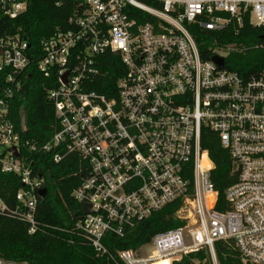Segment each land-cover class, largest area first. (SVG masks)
<instances>
[{"label": "built area", "instance_id": "obj_1", "mask_svg": "<svg viewBox=\"0 0 264 264\" xmlns=\"http://www.w3.org/2000/svg\"><path fill=\"white\" fill-rule=\"evenodd\" d=\"M26 5L0 0V17L14 18ZM244 20L264 25V0H80L37 50L19 33L0 36V170L22 185L9 213L34 232L38 190L47 178L32 168L30 155L57 163L74 154L83 175L72 197L89 207L86 214L80 207L75 228L96 254L113 259L103 243L107 234L123 237L172 207L180 225L118 250L120 264H173L199 250L218 264L217 242L235 250L242 264H264V67L230 68L227 56L243 50L235 42L212 55L221 66L212 56L203 59L191 34L196 25L217 32L235 25L237 33ZM107 53L119 58L113 83L101 72ZM33 63L57 78L47 94L57 129L43 144L24 145L11 102ZM203 129L215 133L236 173L222 193L211 181ZM22 145L28 155H21ZM0 264L28 263L0 258Z\"/></svg>", "mask_w": 264, "mask_h": 264}, {"label": "trees", "instance_id": "obj_2", "mask_svg": "<svg viewBox=\"0 0 264 264\" xmlns=\"http://www.w3.org/2000/svg\"><path fill=\"white\" fill-rule=\"evenodd\" d=\"M80 0H26V9L14 18L0 17V36L19 33L33 50H37L42 39L48 37L56 28L64 27L67 18L78 8ZM229 26L221 32L193 26L191 34L203 59H209L221 46L235 42L243 50L230 53L227 65L250 73L264 67V25L254 26L243 21L242 26ZM101 72L104 78L115 82L119 58L106 54ZM226 61V60H225ZM4 72H0L3 76ZM21 90L11 102L10 117L21 144H43L57 129L53 106L47 94L56 86L54 74L44 76L31 64ZM107 93L104 88L92 87ZM114 89L112 88V91ZM113 92H111L112 94ZM25 131H21V121ZM201 147L207 150L213 168L211 181L222 193L235 182L236 173L232 171V162L227 149L223 148L215 135L208 129L201 132ZM22 145L21 155H28ZM32 168L46 175V194L37 198L35 213L36 229L28 232L26 222L9 213L17 202L15 192L22 187L19 177L14 173L0 170V201L6 208L0 212V258L13 261H25L28 264H120L116 252L122 249H135L146 244L160 231L180 225L172 216V207H167L140 221L123 237L107 234L103 239L110 259L100 256L79 235L75 224L82 218L79 203L72 197L73 189L83 175L82 162L74 154L66 155L54 163L45 154H31ZM218 264H242L237 253L225 242L215 244ZM173 264H211L206 250L188 253Z\"/></svg>", "mask_w": 264, "mask_h": 264}, {"label": "water", "instance_id": "obj_3", "mask_svg": "<svg viewBox=\"0 0 264 264\" xmlns=\"http://www.w3.org/2000/svg\"><path fill=\"white\" fill-rule=\"evenodd\" d=\"M211 59H212L215 63H217L219 66L222 65V58H221V57L214 55V56H212ZM65 77H66V74L63 75V77H62V80H63V81H65ZM21 131H22V132L25 131L23 120L21 121ZM10 151H11L15 156H18V153L16 152V149H15L14 147L11 148ZM38 194H39L40 197H44L45 194H46V189H45V188H42V189L38 190ZM80 207H81V210H82L83 213L86 214V213L89 212V207H88L86 204H83V203H82V204H80Z\"/></svg>", "mask_w": 264, "mask_h": 264}, {"label": "bare ground", "instance_id": "obj_4", "mask_svg": "<svg viewBox=\"0 0 264 264\" xmlns=\"http://www.w3.org/2000/svg\"><path fill=\"white\" fill-rule=\"evenodd\" d=\"M158 264H169V262L165 260L163 262H159Z\"/></svg>", "mask_w": 264, "mask_h": 264}]
</instances>
